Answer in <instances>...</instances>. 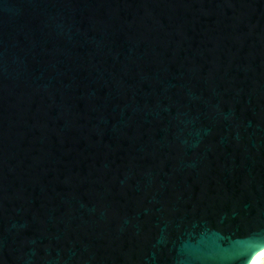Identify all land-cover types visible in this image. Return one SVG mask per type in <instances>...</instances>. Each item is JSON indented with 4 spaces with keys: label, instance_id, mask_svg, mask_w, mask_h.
<instances>
[{
    "label": "water",
    "instance_id": "water-1",
    "mask_svg": "<svg viewBox=\"0 0 264 264\" xmlns=\"http://www.w3.org/2000/svg\"><path fill=\"white\" fill-rule=\"evenodd\" d=\"M263 249L264 0H0V264Z\"/></svg>",
    "mask_w": 264,
    "mask_h": 264
},
{
    "label": "bare ground",
    "instance_id": "bare-ground-1",
    "mask_svg": "<svg viewBox=\"0 0 264 264\" xmlns=\"http://www.w3.org/2000/svg\"><path fill=\"white\" fill-rule=\"evenodd\" d=\"M264 257V249L260 251L252 260L251 264H258L259 261Z\"/></svg>",
    "mask_w": 264,
    "mask_h": 264
},
{
    "label": "rangeland",
    "instance_id": "rangeland-1",
    "mask_svg": "<svg viewBox=\"0 0 264 264\" xmlns=\"http://www.w3.org/2000/svg\"><path fill=\"white\" fill-rule=\"evenodd\" d=\"M258 264H264V257L259 261Z\"/></svg>",
    "mask_w": 264,
    "mask_h": 264
}]
</instances>
